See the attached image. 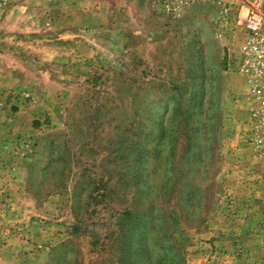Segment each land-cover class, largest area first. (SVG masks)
Masks as SVG:
<instances>
[{
	"label": "rangeland",
	"instance_id": "rangeland-1",
	"mask_svg": "<svg viewBox=\"0 0 264 264\" xmlns=\"http://www.w3.org/2000/svg\"><path fill=\"white\" fill-rule=\"evenodd\" d=\"M28 5L0 0V77L12 68L0 80V264H45L62 242L63 264H120L117 239L136 224L124 232L116 216L139 162L157 181L177 175L166 222L179 264H264V164L251 156L247 96L229 57L238 1L224 16L209 1ZM166 144L173 163L157 168ZM179 188L194 190L198 213L186 216Z\"/></svg>",
	"mask_w": 264,
	"mask_h": 264
},
{
	"label": "trees",
	"instance_id": "trees-1",
	"mask_svg": "<svg viewBox=\"0 0 264 264\" xmlns=\"http://www.w3.org/2000/svg\"><path fill=\"white\" fill-rule=\"evenodd\" d=\"M188 119V118H187ZM70 133L74 135V137L77 136V134L74 133V128L72 124L68 125ZM83 130V129H82ZM82 132H88L87 130H84ZM166 130L164 129L163 133V139L162 141H165L166 143L169 141L171 142V136L168 137L166 135ZM80 134V132H79ZM167 134V133H166ZM192 129L187 127L182 128L181 130V137L184 141V147L183 151L186 152L187 149L191 148L192 142H190V139L193 138ZM169 139V140H168ZM161 142V141H160ZM124 143H127L125 141ZM119 149H121L120 153L122 154L123 158H125L126 153L124 152V148L120 145L118 146ZM156 149V147L154 148ZM166 150L167 155L163 158V155L160 156V159L165 162L164 163H156L155 166L161 167L164 165L165 167H170L172 163L168 161V156L171 154L172 147L168 144H166ZM155 151V150H154ZM159 149L156 150V154L159 157ZM129 151L127 152V154ZM51 156V155H50ZM52 157V156H51ZM185 157V156H184ZM140 158L137 157V153L134 154V156L131 157V161H138ZM161 162V161H160ZM140 169L142 171H138V173L134 176L131 174H128L130 178L132 179L130 191H132L131 198L127 204L122 210L118 211L116 216V222H118V225L121 230L124 232H130L131 224H136L134 226V233L132 235L126 237L117 239V242L119 244L120 248V255L118 257V262L120 264H135L137 263L135 257L140 256V264L143 262V264H179V253L181 252V249L179 247L177 239L174 237V231L171 232L168 231V223L166 222V218L170 219V208L174 205V202L172 201V195L175 194V187H174V180H176L174 173L169 172L170 169L164 170L162 172L161 177L156 180L154 173L156 170H153V172L149 169H143L144 164L139 162ZM136 168V170H138ZM129 173V172H128ZM114 176H108L106 178L105 184H108L107 182L110 181ZM179 177V175H178ZM117 183V181H116ZM176 184V183H175ZM97 189V188H96ZM107 189V185L103 188L102 193H104V196L108 194L105 193ZM181 193L182 201L186 208H184V212L186 210V216H191L193 213L192 207L194 206V213H198V204L194 203V190L192 189H186L182 190V188L177 189L176 194H178L177 200H179V194ZM97 194V193H96ZM143 203V210L137 209L138 205ZM157 204V205H156ZM190 204V206H189ZM160 208L161 215H157V222H155L156 214H155V208ZM189 206V207H188ZM198 222L203 223L205 218H197ZM168 226V228H167ZM78 226H73V231H77ZM154 232L155 235L151 236L149 233ZM172 237V238H171ZM123 239V241H122ZM148 239L150 241L148 242ZM124 242V243H123ZM125 244V245H124ZM137 246H134V245ZM150 246V248L148 247ZM65 248L64 243L62 242L60 245H58L52 253L50 254V259L45 264H63L57 258L59 257V252H61V249ZM127 248V249H126ZM155 248V256H153V251ZM132 251V252H131ZM78 264V263H75Z\"/></svg>",
	"mask_w": 264,
	"mask_h": 264
},
{
	"label": "built area",
	"instance_id": "built-area-1",
	"mask_svg": "<svg viewBox=\"0 0 264 264\" xmlns=\"http://www.w3.org/2000/svg\"><path fill=\"white\" fill-rule=\"evenodd\" d=\"M209 1L224 16L235 0ZM235 25L238 42L229 52L235 72L242 78L248 101L247 141L252 158L264 164V0H237Z\"/></svg>",
	"mask_w": 264,
	"mask_h": 264
},
{
	"label": "crops",
	"instance_id": "crops-1",
	"mask_svg": "<svg viewBox=\"0 0 264 264\" xmlns=\"http://www.w3.org/2000/svg\"><path fill=\"white\" fill-rule=\"evenodd\" d=\"M24 1L27 2L31 6H33L34 4H41V3H42L43 6H47V5L54 6V5H57L56 9H59L60 12H80V11H85L84 8H87V3H88V0H24ZM29 5L26 6V7L24 6V7L28 8V7H30ZM65 5H68L67 8H65ZM46 8L49 9V7H46ZM24 13H25V15H24L25 17H30L29 12H24ZM12 14H13V12H12ZM19 17L20 18H18V19H23V17L21 15H19ZM18 25H21V24L18 23ZM21 31H23V30H21ZM3 69L4 70L2 72L6 73V75H1L2 77H0V80L2 81L4 79H6V80L12 79V68L5 69V67H4ZM3 84L4 85H9L8 82L3 83Z\"/></svg>",
	"mask_w": 264,
	"mask_h": 264
}]
</instances>
